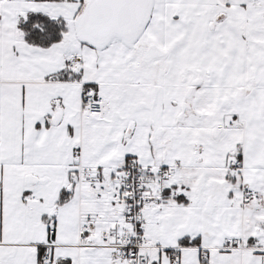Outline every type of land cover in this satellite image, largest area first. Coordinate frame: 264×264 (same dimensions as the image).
<instances>
[{"label": "snow or ice", "instance_id": "obj_1", "mask_svg": "<svg viewBox=\"0 0 264 264\" xmlns=\"http://www.w3.org/2000/svg\"><path fill=\"white\" fill-rule=\"evenodd\" d=\"M0 264H264V0H0Z\"/></svg>", "mask_w": 264, "mask_h": 264}]
</instances>
